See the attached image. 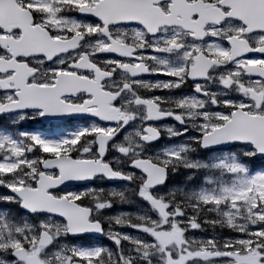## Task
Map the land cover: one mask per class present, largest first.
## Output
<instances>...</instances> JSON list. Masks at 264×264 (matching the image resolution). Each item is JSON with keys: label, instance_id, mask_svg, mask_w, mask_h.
Listing matches in <instances>:
<instances>
[{"label": "snow or ice", "instance_id": "1", "mask_svg": "<svg viewBox=\"0 0 264 264\" xmlns=\"http://www.w3.org/2000/svg\"><path fill=\"white\" fill-rule=\"evenodd\" d=\"M0 264H264V0H0Z\"/></svg>", "mask_w": 264, "mask_h": 264}]
</instances>
